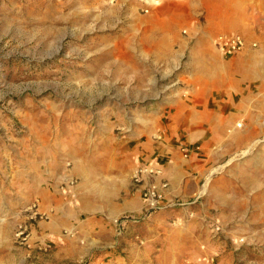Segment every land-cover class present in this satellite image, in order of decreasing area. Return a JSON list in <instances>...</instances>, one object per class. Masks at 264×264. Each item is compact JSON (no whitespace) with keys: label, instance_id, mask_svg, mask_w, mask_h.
Wrapping results in <instances>:
<instances>
[{"label":"rangeland","instance_id":"rangeland-1","mask_svg":"<svg viewBox=\"0 0 264 264\" xmlns=\"http://www.w3.org/2000/svg\"><path fill=\"white\" fill-rule=\"evenodd\" d=\"M206 7L0 0V264H264V208L238 188L250 173L264 189V135L230 154L199 139L207 172L219 170L189 183L193 204L144 216L132 184L141 165L166 177L152 162L166 129L206 125V85L188 65ZM63 174L78 197L64 196Z\"/></svg>","mask_w":264,"mask_h":264},{"label":"crops","instance_id":"crops-1","mask_svg":"<svg viewBox=\"0 0 264 264\" xmlns=\"http://www.w3.org/2000/svg\"><path fill=\"white\" fill-rule=\"evenodd\" d=\"M178 1L188 5L203 2ZM206 6L205 20L189 35L191 39L196 38L192 39L188 64L197 83L206 85L209 100L205 110L206 125L203 130L187 129L188 136L178 133L176 129H166L163 135L168 145L163 143L160 149L157 142L153 144L159 151L154 154L153 161L149 158L145 161L146 164L152 161L153 164L162 165L169 182V195L180 199L187 198L190 182L194 184L204 173L207 177L214 168L207 172L212 164L200 158L201 153L196 150L200 146H195L199 139L207 149L222 142L226 154H230L247 149L250 151L259 145L264 135V0H206ZM223 32L242 33L247 39L244 51L230 59L222 56L213 38ZM253 42L257 43L256 47L252 46ZM175 114H189L195 117L192 122H196L201 112L178 108ZM238 120L242 121V127L235 126ZM178 142L189 148L188 158L182 157L177 149ZM261 181L256 175L238 173L239 190L243 189L245 196L254 195L253 209L264 208Z\"/></svg>","mask_w":264,"mask_h":264},{"label":"built area","instance_id":"built-area-1","mask_svg":"<svg viewBox=\"0 0 264 264\" xmlns=\"http://www.w3.org/2000/svg\"><path fill=\"white\" fill-rule=\"evenodd\" d=\"M148 11L147 9H145ZM214 45L219 53L226 57L237 55L247 47L246 37L239 32L218 33L213 38ZM256 47L257 43L253 42ZM184 156L189 157L187 149L182 147ZM163 169L154 165L138 166L132 174V184L135 190L141 193L142 207L141 213L146 216L157 209L166 206H186L195 203L200 198V193H195L192 199H180L169 195V182L163 177ZM221 230L217 224L215 231Z\"/></svg>","mask_w":264,"mask_h":264},{"label":"bare ground","instance_id":"bare-ground-1","mask_svg":"<svg viewBox=\"0 0 264 264\" xmlns=\"http://www.w3.org/2000/svg\"><path fill=\"white\" fill-rule=\"evenodd\" d=\"M146 1V3H152V4H160L161 3V0H145ZM187 2V1H186ZM181 4V3H180ZM204 4V3H203ZM214 4V3H213ZM185 15V14H184ZM193 15V14H192ZM92 24V23H91ZM221 54V53H220ZM222 55V54H221ZM222 56H224V55H222ZM259 61V60H258ZM262 61V60H261ZM260 62V61H259ZM263 62V61H262ZM166 90V89H165ZM175 95V94H174ZM178 95V94H177ZM170 97V96H169ZM76 117V116H75ZM235 126L236 127H242L243 126V123H242V121L240 120H238L237 122H236V124H235ZM56 130V129H55ZM234 130V129H233ZM237 131V130H236ZM58 134V133H57ZM232 134H234V133H232ZM242 133H240V135H241ZM244 134V133H243ZM246 136V135H245ZM244 135H243V137H245ZM242 137V138H243ZM192 140V139H191ZM200 144V143H199ZM241 144V143H240ZM62 145V144H61ZM54 146V145H53ZM51 147V146H50ZM62 147V146H61ZM54 150V149H53ZM67 151V150H66ZM42 153V152H41ZM45 153V152H44ZM68 153V152H67ZM61 154H63V153H61ZM71 156V155H70ZM42 157H44V156H42ZM35 158V157H34ZM43 161V160H42ZM53 161V160H52ZM60 161V160H59ZM77 163H76V165L74 166V169H76V170H78L80 173H81V165H79L80 163H81V161L80 160H78V161H76ZM47 164V163H46ZM57 164V163H56ZM56 164H55V166H56ZM26 165V164H25ZM63 165V164H62ZM54 166V165H53ZM27 168V167H26ZM31 168V167H30ZM29 168V169H30ZM64 170H66V169H64ZM216 170H219L218 169V167H215V168H212V170L210 171V173L207 175V178H210L211 176H212V174L216 171ZM34 171V170H33ZM63 171V170H62ZM31 172V171H30ZM57 172V171H56ZM35 173V172H34ZM42 174V173H41ZM40 174V175H41ZM61 174V173H60ZM56 175V174H55ZM59 176V175H58ZM39 177V176H38ZM42 177V176H41ZM70 177H69V175H66V174H63L61 177H60V182H65L66 184L65 185H67L66 187H67V194L66 195H64V196H66L67 197V195L69 194V195H71L72 196V189H70V187L71 186H69L70 184H69V179ZM59 180V179H58ZM43 182V181H42ZM57 187V186H56ZM81 188V187H80ZM78 189H79V187H78ZM74 190V189H73ZM86 190V189H85ZM55 192H57V190H54ZM85 192V191H84ZM81 193V192H80ZM62 194V193H61ZM218 194V193H217ZM217 196V195H216ZM51 197V196H50ZM72 197H78L77 196V193H75V196L73 195ZM45 199V198H44ZM47 199V198H46ZM80 200H81V197H80ZM140 200V199H139ZM77 201H78V199H77ZM84 204V203H83ZM90 205H91V203H90ZM138 205V204H137ZM75 207V206H74ZM79 207L81 208V202H79ZM136 207V206H135ZM46 208H48V207H46ZM79 208V209H80ZM86 208V207H85ZM90 208H91V206H90ZM139 209V208H138ZM89 210V209H88ZM58 211V210H57ZM72 211V210H71ZM111 215V214H110ZM54 216V215H53ZM114 218V217H113ZM1 219V218H0ZM3 220H4V218H2ZM5 221V220H4ZM59 221V220H58ZM53 222V221H52ZM60 224H62V223H60ZM54 225V224H53ZM75 225V224H74ZM55 226V225H54ZM60 227V226H59ZM72 227V226H71ZM82 228V227H81ZM76 229V228H75ZM76 234V233H75ZM85 238V237H84ZM82 240V239H81ZM72 243V242H71ZM97 243V242H96ZM95 243V244H96ZM76 245V244H75ZM90 248V247H89ZM88 250V249H87ZM86 250V251H87ZM64 252V251H63ZM70 253V252H69ZM72 253V252H71ZM66 256V255H65Z\"/></svg>","mask_w":264,"mask_h":264}]
</instances>
